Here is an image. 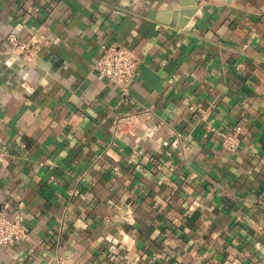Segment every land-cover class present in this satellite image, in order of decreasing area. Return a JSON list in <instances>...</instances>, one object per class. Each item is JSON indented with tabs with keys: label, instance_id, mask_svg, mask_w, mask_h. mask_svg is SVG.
<instances>
[{
	"label": "crops",
	"instance_id": "crops-1",
	"mask_svg": "<svg viewBox=\"0 0 264 264\" xmlns=\"http://www.w3.org/2000/svg\"><path fill=\"white\" fill-rule=\"evenodd\" d=\"M183 2L0 0V207L28 233L0 264H264V0ZM10 32L48 41L27 62ZM114 42L128 91L95 67Z\"/></svg>",
	"mask_w": 264,
	"mask_h": 264
},
{
	"label": "built area",
	"instance_id": "built-area-1",
	"mask_svg": "<svg viewBox=\"0 0 264 264\" xmlns=\"http://www.w3.org/2000/svg\"><path fill=\"white\" fill-rule=\"evenodd\" d=\"M36 9H39V7L36 6ZM7 37L27 62L36 60L37 53L48 41V36L40 32L29 37H21L15 32H10ZM103 47V52L97 59L95 67L116 85L128 91L130 78L139 64V56L130 47L119 42L104 44ZM23 84L31 90L27 83L24 82ZM216 130L222 136V144L225 147L230 149L239 147L242 124H237L230 131ZM24 205L23 200L18 202V213L13 217L0 207V246L27 236V229L24 225L25 214L22 210Z\"/></svg>",
	"mask_w": 264,
	"mask_h": 264
},
{
	"label": "water",
	"instance_id": "water-1",
	"mask_svg": "<svg viewBox=\"0 0 264 264\" xmlns=\"http://www.w3.org/2000/svg\"><path fill=\"white\" fill-rule=\"evenodd\" d=\"M195 0H184L183 4H190V3H194Z\"/></svg>",
	"mask_w": 264,
	"mask_h": 264
}]
</instances>
